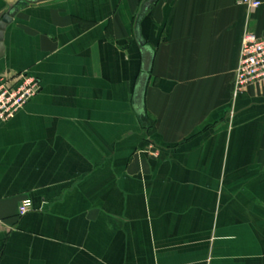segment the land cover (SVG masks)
<instances>
[{
  "label": "crops",
  "instance_id": "crops-1",
  "mask_svg": "<svg viewBox=\"0 0 264 264\" xmlns=\"http://www.w3.org/2000/svg\"><path fill=\"white\" fill-rule=\"evenodd\" d=\"M144 1L0 0V76L40 85L0 123V264H264V88L231 97L264 0Z\"/></svg>",
  "mask_w": 264,
  "mask_h": 264
},
{
  "label": "built area",
  "instance_id": "built-area-1",
  "mask_svg": "<svg viewBox=\"0 0 264 264\" xmlns=\"http://www.w3.org/2000/svg\"><path fill=\"white\" fill-rule=\"evenodd\" d=\"M237 3L248 10L260 5L258 0H237ZM249 88L258 91L264 88V37H257L251 30L245 29L232 79V99ZM39 90V82L26 73L0 76V123L10 120ZM28 206V202L24 201L19 206V215L25 214Z\"/></svg>",
  "mask_w": 264,
  "mask_h": 264
},
{
  "label": "water",
  "instance_id": "water-1",
  "mask_svg": "<svg viewBox=\"0 0 264 264\" xmlns=\"http://www.w3.org/2000/svg\"><path fill=\"white\" fill-rule=\"evenodd\" d=\"M48 0H24L25 4H37L41 2H45ZM156 0H145L142 2L139 8V13L137 16V20L144 15L145 11L155 2ZM9 14V13H8ZM139 27L136 24L134 27V41L139 48L141 65H140V73L138 75L137 81L135 83L134 91H133V109L137 113H141L143 106V97L145 88L148 81V74L150 72L153 51L152 48L145 43L144 40L141 39L139 35Z\"/></svg>",
  "mask_w": 264,
  "mask_h": 264
}]
</instances>
